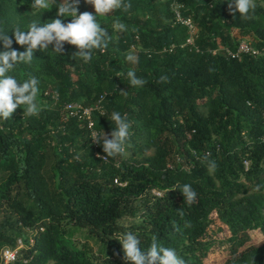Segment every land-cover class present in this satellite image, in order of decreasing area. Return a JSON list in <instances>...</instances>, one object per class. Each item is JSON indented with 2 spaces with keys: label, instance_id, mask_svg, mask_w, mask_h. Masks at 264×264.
Here are the masks:
<instances>
[{
  "label": "trees",
  "instance_id": "obj_1",
  "mask_svg": "<svg viewBox=\"0 0 264 264\" xmlns=\"http://www.w3.org/2000/svg\"><path fill=\"white\" fill-rule=\"evenodd\" d=\"M129 2L127 12L96 17L111 39L105 50H92L89 62L72 57L77 49L65 42L63 55L51 46L36 50L31 64L6 74L19 83L36 77L41 109L23 116L21 105L0 119V250L21 242L7 264H131L119 242L129 232L142 251L156 239L185 264H203L220 244L227 247L222 264H264V0H255L249 19L233 16L228 0ZM30 5L0 0V31L11 37L12 28L27 31L32 21L58 18V5ZM175 5L196 30L191 43ZM84 11L94 13L80 0L78 14ZM240 41L258 54L231 57L227 51ZM12 48L24 51L15 42ZM131 69L144 86L128 85ZM161 76L168 82L158 83ZM98 98L100 110L90 113L97 133L116 128L113 112L131 125L124 152L107 160L97 156L106 154L92 144L85 121L63 108ZM209 160L217 165L211 173ZM184 184L197 193L190 206L170 189ZM138 199L139 222L120 225ZM253 229L263 236L257 243L249 241ZM87 239L113 262L88 254Z\"/></svg>",
  "mask_w": 264,
  "mask_h": 264
},
{
  "label": "clouds",
  "instance_id": "obj_2",
  "mask_svg": "<svg viewBox=\"0 0 264 264\" xmlns=\"http://www.w3.org/2000/svg\"><path fill=\"white\" fill-rule=\"evenodd\" d=\"M80 0H31L32 10H50L52 5L56 7L58 18L52 19L50 23L38 24L32 21L27 31H21L19 27L12 28V36L7 31H0V43L3 51H0V119L8 120L13 112L21 105H24L23 116H35L41 110L36 103L38 94V79L30 76L23 83H19L13 76L6 75L20 63L31 64L34 52L36 50L45 51L51 49L59 54L64 53V43L74 45L77 49L72 53V57H79L84 62L92 59V50H105L111 39L108 30L98 23L96 17L104 16L116 9L124 12L132 7L129 0H85L90 4L94 13L84 11L78 14V5ZM256 8L255 0H228V10L234 16L237 13L244 19H249V12ZM42 11H40L41 15ZM71 17L67 23L62 22L61 18ZM116 29L125 31L126 26L122 23L116 24ZM13 42L24 47V51H18L12 48ZM129 61L132 56L127 57ZM138 63V57L134 61ZM128 85L131 87H142L147 83L143 78L136 76L135 69L127 72ZM158 83L168 82L167 76L159 77ZM100 115L104 116L103 113ZM111 120L116 128L110 133H95L91 139L92 142L102 146L103 153L99 159L107 160L124 152L125 142L129 138V129L131 127L127 116H122L119 112L111 114ZM210 153L205 154L203 160H208ZM197 159H201L197 157ZM217 165L215 161H208L209 172H214ZM171 190L178 189L184 198V202L189 206L196 202L197 193L190 184L177 185ZM169 189V190H170ZM168 190V191H169ZM162 195H166L163 193ZM183 216V212L179 211ZM123 250V259L131 264H185V261L178 257L174 249L164 247L153 239L150 247L144 252L140 247V239L129 232L119 239Z\"/></svg>",
  "mask_w": 264,
  "mask_h": 264
},
{
  "label": "rangeland",
  "instance_id": "obj_3",
  "mask_svg": "<svg viewBox=\"0 0 264 264\" xmlns=\"http://www.w3.org/2000/svg\"><path fill=\"white\" fill-rule=\"evenodd\" d=\"M85 5L89 11L94 12V9L90 4L85 3ZM195 31L196 30L193 27H192V29H190L188 31L189 32L188 37H189L190 41L194 37ZM134 50L135 49L133 48L132 51H134ZM147 153H148V151H147ZM138 202H139V199L135 203L132 204V206H133L132 209L134 208L133 210H135L134 214L124 216L122 219H120L118 221L120 225L128 226V225H133V224H136L139 222L140 216L138 215V210L140 209V205ZM26 232L29 234L30 232H32V229L30 228ZM219 234H221V233L219 232ZM74 236L78 237L77 234H75ZM218 236H220V235H218ZM248 236H249V241L255 242V243H257L259 240H261L263 238V236L255 229L249 230ZM78 240L83 241L84 239L82 237H79ZM19 243L20 242H18V240H17V244H19ZM86 243L88 245V254L92 255L96 261H103L105 258H108V259L110 258V261L113 262V260L115 259L114 256H112L111 254H108L106 252V249L102 245L95 242L94 240L87 239ZM16 249H17V247L15 248V250ZM226 252H227L226 244H220V245L212 246L209 249L206 257L203 259L202 263L203 264H222L225 257L227 256ZM0 264H4L1 259H0ZM117 264H122V261L117 262Z\"/></svg>",
  "mask_w": 264,
  "mask_h": 264
},
{
  "label": "built area",
  "instance_id": "obj_4",
  "mask_svg": "<svg viewBox=\"0 0 264 264\" xmlns=\"http://www.w3.org/2000/svg\"><path fill=\"white\" fill-rule=\"evenodd\" d=\"M175 9V17L176 19L181 22L182 24H184L185 26H187L188 31L190 29H192V24L191 21L187 18L182 19L179 17L176 9H177V5H175L174 7ZM192 41V40H191ZM191 41L189 40V37L186 38V42L187 43H191ZM227 53L231 56H238L241 53H249L252 55L258 54V51L251 48L249 45H247L244 41H240L235 50L233 52H229L227 51ZM63 108L65 110H67L70 114L73 115H77L78 118L82 119L83 121H85L86 127L89 129V137L90 140L92 142L91 137L97 133V131L95 129H93V122L91 120L90 117V113L92 110H100V98H98L97 100L94 101V103L87 105V106H83L78 102H67L64 104ZM93 145H95V143L92 142ZM115 181V180H114ZM154 194L159 195V192L157 191H153ZM18 242H20L18 240ZM21 243V242H20ZM17 244V248L21 247V244ZM15 248L14 249H10L7 247H4L0 250V259L3 261L4 264H7L8 262L12 261L14 259L15 256Z\"/></svg>",
  "mask_w": 264,
  "mask_h": 264
}]
</instances>
